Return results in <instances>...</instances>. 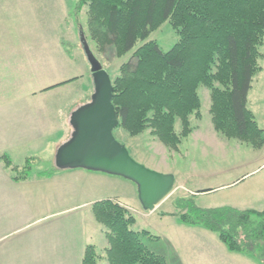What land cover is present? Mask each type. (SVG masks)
<instances>
[{
    "label": "rangeland",
    "instance_id": "374dc122",
    "mask_svg": "<svg viewBox=\"0 0 264 264\" xmlns=\"http://www.w3.org/2000/svg\"><path fill=\"white\" fill-rule=\"evenodd\" d=\"M21 1L15 0L16 7L22 5ZM24 2L21 12L6 2L0 6V138L13 134L12 143L8 140V147L0 150V162L14 180L9 192L16 199L25 198L19 216L22 220L16 219L15 231L6 240L17 249L16 259H28L24 256L31 252L20 251L28 249L29 244L38 249L56 244L69 255L64 264H81L86 247L93 246L98 256L96 264H108L106 229L93 214L94 204L107 200L132 215L133 230L151 234L153 238L142 237L141 241L150 251L162 255L166 264L252 261L229 252L215 233L180 224L171 215L181 212L175 209L177 199L191 197L199 209L264 211V142L260 148H252L215 132L209 114V91L199 87L200 118L190 117L192 132L175 150L165 147L149 130L130 136L117 126L112 132L134 162L173 176L171 193L152 212L141 208L136 186L129 180L79 168L58 170L54 155L69 139L67 119L76 104L85 99L91 82L81 38L110 80L118 77L120 66L141 42L120 58L113 50L102 54L87 33V8L78 10L77 0ZM148 40L167 52L176 43L177 35L165 22ZM261 51L264 54V45ZM258 64L261 71L252 80L247 108L264 131V58ZM37 88L46 90L41 96L26 97L27 90ZM10 115L13 123L7 124L1 117ZM45 128L50 133L36 138ZM175 131H180L177 123ZM40 216L47 217L43 222H34Z\"/></svg>",
    "mask_w": 264,
    "mask_h": 264
},
{
    "label": "trees",
    "instance_id": "16d2710c",
    "mask_svg": "<svg viewBox=\"0 0 264 264\" xmlns=\"http://www.w3.org/2000/svg\"><path fill=\"white\" fill-rule=\"evenodd\" d=\"M77 2L78 10L87 8V33L98 52L113 50L120 58L141 42L111 80L118 127L130 136L149 130L175 150L192 132L190 117L200 118L198 88L203 87L210 94L215 132L252 148L263 145L264 131L247 108V94L264 58V0ZM165 22L177 35L167 52L148 40ZM176 201L175 209L181 212L171 216L180 224L215 233L229 252L264 264V211L199 209L192 197ZM93 214L106 229L108 264H166L143 244L142 237H153L148 231L133 230L135 219L126 209L106 200L94 204ZM97 259L95 248L87 246L81 264H96Z\"/></svg>",
    "mask_w": 264,
    "mask_h": 264
},
{
    "label": "water",
    "instance_id": "95a60500",
    "mask_svg": "<svg viewBox=\"0 0 264 264\" xmlns=\"http://www.w3.org/2000/svg\"><path fill=\"white\" fill-rule=\"evenodd\" d=\"M93 83L90 100L75 109L69 118L72 133L55 152L58 170L84 169L131 181L144 211L152 212L172 191L174 178L146 169L134 162L113 137L119 120L112 105V86L101 64L81 38Z\"/></svg>",
    "mask_w": 264,
    "mask_h": 264
},
{
    "label": "crops",
    "instance_id": "0c3cea01",
    "mask_svg": "<svg viewBox=\"0 0 264 264\" xmlns=\"http://www.w3.org/2000/svg\"><path fill=\"white\" fill-rule=\"evenodd\" d=\"M24 1L25 0H22L21 1L22 5H19L16 7L15 0H0V6L4 2H6L8 7H11L15 11L19 10L18 12H21L25 7ZM17 2H19V1H17ZM9 56H11V55L8 54V57ZM14 56L15 55H13L11 57L14 58ZM58 83H60V82H58ZM50 87H52V86H50ZM50 87H48V88H50ZM45 90H46V88L45 89L37 88L33 91L27 90L28 94L26 95V97H28V95H30L32 98H35V96H41V93L45 92ZM85 92H87L84 96L85 99L79 101V103L76 104V108H74V109H77L78 107L87 103L90 100V97L93 93L92 79H91V82L88 85V88L86 89ZM45 94H47V93H45ZM1 118H5L7 124L13 123L12 115H10L9 118H8V116L7 117L3 116ZM14 119H15V117H14ZM32 123H35V122L33 121ZM36 123L38 124L39 121H37ZM66 125H68V129L66 131V134L69 135V137H70V135L72 133V128L70 127L69 119H67ZM37 129H41V128H37ZM46 132H47V134H49L50 130H47L45 128V131L43 133H41L35 137L40 138V137L44 136L46 134ZM8 140H10L11 143L13 141V134L11 132L8 135L1 136V138H0V141H1L0 150L1 151H4L5 145H7V143H9ZM8 145H7V147H8ZM11 181H14V180L11 177H9L8 173L6 172V170L4 169V167L2 166V164L0 162V264H64L69 259V255L64 251L62 246H58L56 244L53 247H49L47 249L34 248L33 244H29L28 249L20 251V252L30 251L31 254L29 256H26V255L24 256V258H28V259H26V260L25 259L24 260L16 259L18 257V256H16V250L17 249L8 245L6 243V240L15 231V221H16V219H20L19 216H20V212H21V204L25 203V198L16 199V197L14 195H12V192L11 193L9 192L8 188H9V184L11 183ZM45 182H48V181H45ZM12 184H14V182ZM36 184H38V183H36ZM16 205H18L19 207L16 208ZM16 209H17V211H16ZM46 217L47 216H40V217L34 218V222H38V221L43 222L46 219ZM20 220H22V219H20ZM18 250H20V249H18ZM81 252H83V251L81 250ZM158 255H160V254H158ZM160 256H162V255H160ZM243 260H246V259H243ZM165 261H166V259H165ZM20 262H22V263H20ZM237 264H260V263L254 261V260L249 261V259H247V261H244V262L242 261V263H237Z\"/></svg>",
    "mask_w": 264,
    "mask_h": 264
}]
</instances>
